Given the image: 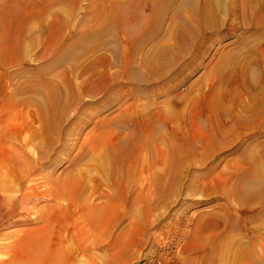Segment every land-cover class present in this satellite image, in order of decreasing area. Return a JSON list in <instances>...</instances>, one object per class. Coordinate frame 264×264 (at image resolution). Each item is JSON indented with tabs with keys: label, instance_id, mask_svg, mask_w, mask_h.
<instances>
[{
	"label": "rangeland",
	"instance_id": "rangeland-1",
	"mask_svg": "<svg viewBox=\"0 0 264 264\" xmlns=\"http://www.w3.org/2000/svg\"><path fill=\"white\" fill-rule=\"evenodd\" d=\"M116 1L0 0V264H57L68 250L69 264H264V198L233 196L248 181L264 192L257 15L217 0L221 24L201 22L163 74L132 78L113 61L118 46L127 60L162 0H120V21L141 7L137 34L87 45ZM169 2L139 62L177 44L178 18L206 0ZM13 46L27 54L4 62Z\"/></svg>",
	"mask_w": 264,
	"mask_h": 264
},
{
	"label": "bare ground",
	"instance_id": "bare-ground-1",
	"mask_svg": "<svg viewBox=\"0 0 264 264\" xmlns=\"http://www.w3.org/2000/svg\"><path fill=\"white\" fill-rule=\"evenodd\" d=\"M162 1L161 2L164 4L162 6V3L159 2L161 4V6L155 9L156 10L155 12H157V14H158V15L156 14L157 18L154 19L155 22H152L150 20L152 23H149V24H151V26H150V29L147 31V33H145L144 35L139 34L134 40H132V48L130 50L131 53H129V57L127 60H124V56H123V53H124L123 51L126 49L125 48L122 49V47L118 46V48H119L118 50H121V51H120V53H116V55H115L116 58L113 61H115L114 63H118V61H123V74L126 76L133 78L136 75H143V74H147V73L149 75L163 74V72L166 70V68L173 65L178 59L181 58V55L184 52H186L189 47H191L193 45L192 40L195 39V34H196L198 26L201 22H203L205 24L208 23L211 27L221 24V19L219 17V14L224 9L222 6L223 5L222 3L220 5V2H218L217 0H206L205 4L202 6H199L198 4H192V7L190 9L191 11H190L189 15L185 16V17L178 18V20H181V25H182L183 31L181 33H178V34H176V32H172V33H174V35L175 34L177 35V38H176V35L174 36V38H176L178 40V42L175 41V43H177V44L173 45L174 44L173 43V44H171V47H161V45H158L156 52H155V61L154 62H152V63H150L148 61L139 62L138 57L141 54V52L144 50L145 45H147V43L149 42L151 37H154L155 34L153 35V33L156 32V35L159 34L160 27L163 26L165 23V19H166V12L165 11L169 8V7H167V5H168L167 3H171V2H169L171 0H169V1L167 0L168 2H166L165 0H162ZM73 2L76 5L78 3V0H73ZM116 2L118 3V5H120L121 4L120 2H122V1L118 0ZM242 2H243V5L241 6L240 11L242 13L243 19L245 21L249 22L250 19H252L254 16L257 15V19H256L257 22L256 23L254 22V23L258 27H260L262 31H264V0H242ZM75 5L73 6V9H75ZM137 7L138 6H134V8H133L134 13H132L131 16H128L125 18L127 22L122 21V19L120 21V19H119L120 17L117 18V16L119 14L116 13V10H117L116 5L109 8V10H108L109 13L107 16L105 14H101V13L97 12L98 14L95 17V20L93 22V26L95 29H98V31L94 29L95 31L93 30V31H91V33H90V31L88 33H85L83 36V40H85L87 45L93 44V46H94L96 43H98L100 45L107 44L106 40H104L105 36L113 35L112 38H114V36H119L118 33L121 31H122L123 35H128V33L130 31H134V33L137 34L136 31L139 30V24L143 21L142 14L140 12H139L140 13L139 14L138 13L139 10L138 11L136 10ZM140 8L138 7V9H140ZM239 9H240V7H238L236 13L238 12ZM162 11L164 13H162ZM241 13H240V15H241ZM247 22H245V23H247ZM93 34H95V37H92ZM147 35H148V38H146ZM117 39H118V37H117ZM120 42H121V40H120ZM121 46H122V43H121ZM13 50H14V52L9 53V59H7V61H4V62L16 61L17 59H19V58L23 57L25 54H27L26 50L23 49V47L22 48L21 47L20 48L14 47ZM174 50H176V51H174ZM63 54H65V53H63ZM172 55L174 57H172V59H171ZM126 58H127V54H126ZM162 64H164V65H162ZM223 69H224V67L222 66V61H221L220 65H219V70L217 73L219 79H221L222 77L228 78V75H224L225 72L223 71ZM244 72H246V68H245ZM55 94H56L55 92H51L50 96L48 98L53 99ZM220 101H221V98H220ZM220 101H219V104H220ZM224 101H226V100H224ZM218 107H220L221 110L223 108L220 105ZM94 147L95 148L97 147V150H99V151H103L102 149H100V147H101L100 141L95 142ZM263 149L264 148H262V151H263ZM172 152L176 153L175 150H173ZM117 165H119V163H117ZM99 166H100L99 168H101L103 170H107L106 165L100 164ZM253 182L254 181H252V183ZM249 183H250V181L245 182L243 185L239 186L238 189L236 190V192L233 194V196L240 198L243 201L245 200L244 202H246V203H248V202L252 203V204L261 203L262 199L264 198L263 190H259L262 192V194L260 192L255 191L258 189H253L252 191L249 192V191H247V188H246V186H249ZM257 185H258V183L256 182V184L254 186H257ZM244 191L249 192L248 195L245 196ZM47 237L48 236L45 235L44 239H41V237L39 238L40 240L37 242L38 245H36V247H38L37 248L38 250H36L34 248L35 249L34 251H36V252H33V253L30 252L31 254H33V256L35 255V253H37L39 251H40L39 253L43 252L42 249L44 250V248L47 246ZM58 255H59V253H55L54 256L52 257V260L57 261L56 262L57 264H69V261L71 259L70 250L65 252V254H62V256L60 258H58ZM63 256H64V260L62 259ZM37 257L38 256H36V258Z\"/></svg>",
	"mask_w": 264,
	"mask_h": 264
},
{
	"label": "crops",
	"instance_id": "crops-1",
	"mask_svg": "<svg viewBox=\"0 0 264 264\" xmlns=\"http://www.w3.org/2000/svg\"><path fill=\"white\" fill-rule=\"evenodd\" d=\"M117 6L118 5V3H115V4H113V6ZM108 13H109V11H108ZM108 13H106L105 15L107 16L108 15ZM44 256V255H43Z\"/></svg>",
	"mask_w": 264,
	"mask_h": 264
}]
</instances>
